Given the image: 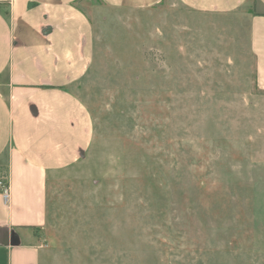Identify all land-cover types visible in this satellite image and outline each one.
Wrapping results in <instances>:
<instances>
[{
  "label": "rangeland",
  "instance_id": "1",
  "mask_svg": "<svg viewBox=\"0 0 264 264\" xmlns=\"http://www.w3.org/2000/svg\"><path fill=\"white\" fill-rule=\"evenodd\" d=\"M89 148L55 173L43 264H264V90L249 15L80 0Z\"/></svg>",
  "mask_w": 264,
  "mask_h": 264
},
{
  "label": "crops",
  "instance_id": "2",
  "mask_svg": "<svg viewBox=\"0 0 264 264\" xmlns=\"http://www.w3.org/2000/svg\"><path fill=\"white\" fill-rule=\"evenodd\" d=\"M148 8L161 0H103ZM80 0H0V264H43L51 177L76 164L93 126L72 84L89 69L94 33ZM199 12L249 13L256 84L264 90V0H180Z\"/></svg>",
  "mask_w": 264,
  "mask_h": 264
},
{
  "label": "built area",
  "instance_id": "3",
  "mask_svg": "<svg viewBox=\"0 0 264 264\" xmlns=\"http://www.w3.org/2000/svg\"><path fill=\"white\" fill-rule=\"evenodd\" d=\"M0 197L4 203L9 201V185L4 175L0 176Z\"/></svg>",
  "mask_w": 264,
  "mask_h": 264
}]
</instances>
